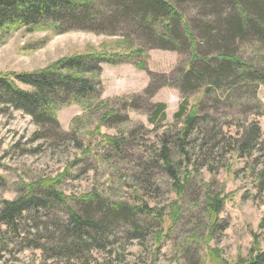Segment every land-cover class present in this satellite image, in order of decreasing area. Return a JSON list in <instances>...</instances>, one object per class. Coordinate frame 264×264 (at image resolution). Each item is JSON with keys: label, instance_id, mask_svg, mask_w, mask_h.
<instances>
[{"label": "rangeland", "instance_id": "1", "mask_svg": "<svg viewBox=\"0 0 264 264\" xmlns=\"http://www.w3.org/2000/svg\"><path fill=\"white\" fill-rule=\"evenodd\" d=\"M183 3L177 4L197 35L194 22L216 18L201 2ZM123 38L80 29L58 34L22 28L0 43V70L34 72L90 52L125 55L129 50ZM177 41L181 51L140 37L135 42L144 56L134 55L130 63L124 56L118 65L101 63V99L112 101L110 108L120 116L106 124L101 115L107 106L97 109L95 102L86 110L78 104L63 107L57 112L60 127L55 128L40 127L31 115L0 101V209L3 200L18 197L23 184L63 175L60 189L67 196L97 191L108 203L125 205L129 221L139 229L135 232L118 217L111 234L70 253L64 248L72 240L65 242L62 235L67 211H26L14 227L0 225V264H245L264 252V86L243 83L237 92L226 91L222 97L215 92L206 100L201 92L161 87L151 102L166 104L167 119L150 123L145 112L149 102L141 97L150 73L170 75L192 58L183 31ZM238 50L242 59L257 66L263 61L262 51L247 50L242 40L235 42L231 54ZM204 51L201 57L213 54ZM139 61L144 69L135 65ZM186 96L190 106L203 99L201 113H211L209 124H199L187 140L189 159L177 145L179 126L174 124L180 104L189 100ZM131 101L138 109L126 107ZM256 124L258 135L252 132ZM165 134L173 159L182 160V173L192 176L182 190L161 163ZM241 135L251 137L250 153H237ZM218 193L225 203L211 218L207 195ZM69 203L81 209L75 201Z\"/></svg>", "mask_w": 264, "mask_h": 264}, {"label": "trees", "instance_id": "2", "mask_svg": "<svg viewBox=\"0 0 264 264\" xmlns=\"http://www.w3.org/2000/svg\"><path fill=\"white\" fill-rule=\"evenodd\" d=\"M179 1L187 4L191 0ZM192 1L195 4L201 2L204 10L210 8V12L216 16L204 24L202 21L194 22L198 35L180 11L178 0H0V43L22 28L27 31L48 29L58 34L69 29H80L124 37L129 50L125 55L90 52L67 56L34 72L12 73L0 70V101L6 100L16 109L31 115L40 127H60L57 112L70 104L81 105L86 110L95 102L99 104L97 109L107 106L106 112L101 115V123L106 124L113 118L119 119L118 110L109 106L112 101L101 99V63L108 61L118 65L123 63L120 60L124 56L128 58V63L133 61L134 55L144 56V50L137 48L135 42L140 37L160 45L163 43L167 49L181 51L177 41L181 31L192 49V58L189 63L179 65L170 75L150 73V84L141 96L149 102L145 112L149 113L150 123L156 125L158 119L160 123L167 119L166 104L151 102V97L161 87H174L182 92H201V98L206 100L215 92L220 97L226 91L237 92L242 89L243 83L264 86V0ZM238 40H242V47L247 50L262 51L261 64L257 66L251 60L242 59L239 50L231 54ZM204 49H211L213 54L201 57L199 52L204 53ZM135 65L144 69L143 62H136ZM190 97L189 100L184 99L174 114V124L179 126L177 145L185 151L188 159L192 153L186 149L189 145L187 140L193 137L199 124H209L211 120V113H201L203 99L193 100L190 106ZM133 103L128 102L126 107L138 109ZM252 132L259 134L257 124ZM208 135L214 136L211 132ZM246 136L242 139L241 135L236 140L238 154L249 150L251 137ZM162 138L163 146L159 153L161 163L174 179L175 186L182 190L192 181L191 173H182V160L173 159L169 137L165 134ZM63 177L44 178L23 184L16 199L3 200L0 225L14 227L26 211H67L68 224L62 225V235L65 242L68 238L72 240L64 248L70 253L80 251L84 245L88 247L99 243L100 238L112 233V227L119 225L115 222L118 217H122L121 223L131 225L135 232L139 230L136 222L129 221L125 205L110 204L97 191L86 193L80 198L67 196L60 189ZM69 200L75 201L81 209L78 211ZM224 203L225 199L221 198L220 193L207 195L211 218L217 217ZM139 210L146 213L143 207H139ZM99 213L101 217L97 216ZM250 261L252 264H264V252ZM250 261L244 262L247 264Z\"/></svg>", "mask_w": 264, "mask_h": 264}]
</instances>
